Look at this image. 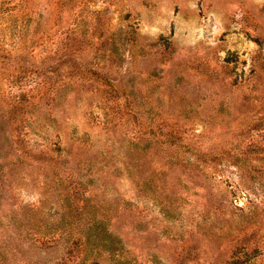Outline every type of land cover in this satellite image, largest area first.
Listing matches in <instances>:
<instances>
[{
  "label": "rangeland",
  "instance_id": "1",
  "mask_svg": "<svg viewBox=\"0 0 264 264\" xmlns=\"http://www.w3.org/2000/svg\"><path fill=\"white\" fill-rule=\"evenodd\" d=\"M72 204L138 264H264V0H0V264L66 258Z\"/></svg>",
  "mask_w": 264,
  "mask_h": 264
},
{
  "label": "trees",
  "instance_id": "2",
  "mask_svg": "<svg viewBox=\"0 0 264 264\" xmlns=\"http://www.w3.org/2000/svg\"><path fill=\"white\" fill-rule=\"evenodd\" d=\"M22 5L25 12V9H27L26 4H22ZM23 17L24 19L22 20L23 22H25L26 21L25 17H27V14L24 13ZM27 32H29V30H27ZM23 77L24 76L18 78L22 79ZM149 132H151V130ZM167 134H168L167 136L171 137L170 132H167ZM75 189H73L74 191L73 195L74 194L79 195V192L76 191ZM71 206H72L71 210L67 213L69 217L67 218V223L61 225H58L59 223L57 224L55 223L53 225L50 234L49 235L42 234L43 236L39 241L40 245L45 249L57 248L62 243V240L63 242H65V245L66 244L69 245L66 252L67 257L64 259L55 258L51 261V264L52 263L53 264H138L137 260L127 258L125 257L124 254L116 250L114 246V238H115L114 229L108 228L109 226H107L102 219L97 225H87V223L82 224L81 222L75 223L76 218H81L83 216L87 218H91L89 220L92 221L95 220L96 217L95 211L93 210L84 211L83 208L79 209L77 207V204L76 205L72 204L70 205V207ZM121 211L122 212L120 219H123L128 223L133 224L135 222V218H137V216L139 217V213L135 215V212L133 210L127 211L126 209H123ZM118 217L119 215L116 218H113V220L117 219ZM230 224L232 225L231 221ZM104 225L106 227H104ZM226 229H228L227 233L225 232ZM229 229L231 231L233 228L230 225H228L225 226L224 228L221 227L218 228L217 232L221 233L223 236L225 235V233L227 234V236H230L231 233ZM185 236L186 233L181 234L179 236V240L172 239V241L175 240V241L183 242V246L181 249L186 250L188 253V256L185 257V260H188L190 262H195L198 259V254L191 255V252L194 250V248L191 247V243L194 241V239L184 241ZM40 237L41 234L39 235V238ZM98 241H100L101 243L100 250H98L96 246ZM224 241H226V243H229V241L225 239V236H224ZM259 253H260V248L257 246V244H252L250 246L249 244L246 243H242V244L236 243L234 244L232 250L230 251L231 258H229L227 264H255L254 263L255 258L259 257L258 256ZM150 262H151L150 260H146L147 264ZM37 264H47V263H37Z\"/></svg>",
  "mask_w": 264,
  "mask_h": 264
}]
</instances>
